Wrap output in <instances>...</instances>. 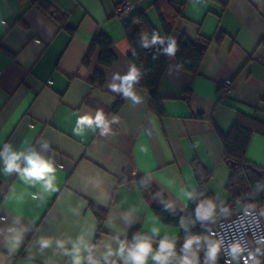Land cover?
Wrapping results in <instances>:
<instances>
[{
	"label": "crops",
	"instance_id": "1",
	"mask_svg": "<svg viewBox=\"0 0 264 264\" xmlns=\"http://www.w3.org/2000/svg\"><path fill=\"white\" fill-rule=\"evenodd\" d=\"M48 1L66 14L72 33L37 6L0 0V20L6 21V26H0V145L11 142L19 149L45 139L62 165L57 173L59 191L44 202L33 200L37 189L17 176L0 175V216L9 221L13 215L22 217L31 229L15 256L0 248V264H44L46 259L63 264L52 249L43 255L36 252V237L75 236L87 218L96 217L89 203L98 205L93 197L101 192L111 199L107 207L98 206L121 227H126L119 219L121 211L137 209V222L128 235L132 228L147 231L154 223L162 232L180 235L178 227L155 217L135 179L148 174L168 203L178 208L176 213H184L179 208H188L191 202L183 198L181 189L199 188L192 160L209 172L207 187L212 195L219 187L227 192L230 168L223 160L218 130H229L239 111L264 119V0H173L183 5L170 34L177 42L182 37H200L208 45L197 74L165 71L159 84L164 110L160 116L150 109L145 89L137 87L145 103L132 107L106 86L114 72L123 74L131 62L123 18L147 9L160 30L158 17L148 8L153 0H129L136 6L125 16L115 12L121 0ZM20 18L25 26L18 22ZM99 31L111 38L116 61L103 66L95 51L84 65ZM95 70L104 74L103 86L88 82ZM225 80L231 81L230 87L223 85ZM86 99L89 102L84 103ZM116 99L122 101L121 108L107 113L109 118L120 117V123L113 125L114 136L91 131L82 137L72 134L78 112L110 107ZM246 159L264 167V135L253 134ZM259 210L264 211V206ZM102 225L99 240L108 235ZM29 255L35 259L27 260Z\"/></svg>",
	"mask_w": 264,
	"mask_h": 264
},
{
	"label": "clouds",
	"instance_id": "2",
	"mask_svg": "<svg viewBox=\"0 0 264 264\" xmlns=\"http://www.w3.org/2000/svg\"><path fill=\"white\" fill-rule=\"evenodd\" d=\"M0 26H6V21L0 20ZM138 45L140 49L151 51L153 60L164 55L169 61H177L176 54L180 50L174 35L161 34L157 30L141 32ZM128 51L133 59L127 70L123 74L114 72L106 86L111 93L135 107L145 103L137 86L150 70L142 63L135 62L139 59L137 46L129 45ZM190 62L185 58L176 63H168L167 74L184 72L185 64ZM119 123V116L112 115L109 118L103 108L78 112L72 134L82 137L91 131L101 137H110L115 135L113 125ZM53 151L50 142L45 139H37L35 144L19 149L11 142H5L0 145V175L17 176L24 184L37 189L32 196L33 200L44 202L46 196L59 191L57 173L62 165H58L52 155ZM152 182L153 179L144 174L138 180L137 190L149 193L152 201L159 202L165 211L175 214L178 208L172 203H165L161 199L163 193L160 190L151 192ZM93 187L98 189L100 185ZM181 192L184 199L195 204L192 212L179 218L178 228L183 231V237L162 232L161 227L154 223L147 231H135L129 238L128 229L137 222L134 218L137 209L131 207L122 210L119 216L126 227H121L115 218H105L102 227L107 230L106 239L97 238L101 225L95 216H91L80 226L75 236L53 237L42 234L36 237L33 248L41 255L52 249L53 255L61 257L63 264H220L221 259L224 264H264V237L252 247L238 239L226 244L215 232L214 225L231 215V209L220 196H209L206 187L185 186ZM261 198H264V179H256L236 197L235 203L239 205L244 217H254L259 224L264 220V211H256L257 201ZM93 199L98 205L107 207L111 197L101 192ZM179 209L183 212L187 208ZM73 214L81 215L80 212ZM197 226L200 232L193 231ZM30 231L22 217L13 215L9 221L6 216H0V248L7 255L15 256ZM26 259L34 260L35 257L29 255ZM44 264H53V261L46 259Z\"/></svg>",
	"mask_w": 264,
	"mask_h": 264
},
{
	"label": "trees",
	"instance_id": "3",
	"mask_svg": "<svg viewBox=\"0 0 264 264\" xmlns=\"http://www.w3.org/2000/svg\"><path fill=\"white\" fill-rule=\"evenodd\" d=\"M21 2H27L29 5L37 6L39 9L48 13L52 16L55 21H57L61 27L67 28L70 33L74 29L66 24L67 16L66 14L60 12L54 5L48 0H19ZM182 3L173 0H153L148 8L156 14L159 21L160 30L156 28L154 23L149 17L147 9L138 11L128 18H123L122 28L124 36L129 45L137 46V51L139 52V59L135 62L137 64H143L145 68L149 69L148 75L142 79L139 86L145 89L150 97V109L153 110L157 115H163L164 110L162 107L163 97L159 91L160 81L167 70L168 63H176L181 59H189L191 62L185 64V70L190 72L192 75L198 73L202 60L205 56L208 41L201 39L200 37L196 39H191L189 37H182L179 42V51L176 54L177 61H169V59L160 55L157 60L152 59V52L149 50L140 49L138 45V38L141 32H151L157 30L161 34H170L174 27V20L182 13ZM18 22L25 26V23L20 18ZM113 43L111 38L102 31L94 34L87 54L83 59V64L88 65L90 58L95 51H98V61L103 66H111L116 61V54L112 48ZM128 57L132 61L131 53L129 52ZM88 82L92 85L103 86L105 82L104 74L100 70H95L93 74L88 78ZM89 102L88 99L84 103ZM94 106H97L93 103ZM122 106V101L116 99L112 106L103 108L105 113L118 112ZM102 108V107H97ZM253 134L264 135V119L253 113H246L239 111L237 112L236 118L232 123L229 130L222 132L218 130V135L224 149V162L230 168V176L225 184V189L229 194V198L226 205L231 209V214L235 211L240 210L238 204L235 203L237 196L241 192L246 191L250 183L254 182L256 179H264V167H260L246 159V151L250 144V140ZM192 170L194 172L195 179L200 187L207 188V194L213 196L207 187V182L209 179V172L202 166L198 160L191 161ZM144 175L138 176L135 181L138 186V180ZM125 178L126 174L121 178ZM1 187V183H0ZM159 189L152 183L151 192L155 193ZM145 202L151 208L155 217L164 225L178 227V221L181 215H187L188 212H192L195 208V204L190 202L187 210L184 213H170L163 209V206L157 202L152 201L149 193H145L142 189L140 190ZM161 192V191H160ZM163 193V192H161ZM161 199L165 203H168L166 196L163 193ZM90 208L94 211L98 223L102 225L107 210L100 207L92 202L89 203ZM264 206V198L257 201V208ZM97 232V238L99 239V232ZM140 229L135 227L130 230L129 238H131L132 233L139 231ZM194 232H200L199 226L193 229ZM184 233L180 230V237H183ZM182 243V240L180 241ZM179 246V245H178ZM220 264H224L223 260H220Z\"/></svg>",
	"mask_w": 264,
	"mask_h": 264
},
{
	"label": "built area",
	"instance_id": "4",
	"mask_svg": "<svg viewBox=\"0 0 264 264\" xmlns=\"http://www.w3.org/2000/svg\"><path fill=\"white\" fill-rule=\"evenodd\" d=\"M135 6L132 1L121 0L117 3L115 12L118 15L125 16L134 11ZM261 44L264 46V39H262ZM230 84V80L223 81L226 88L230 87ZM256 211L259 212V208L256 207ZM214 230L223 238L226 244L238 239L249 246L255 247L259 239L264 237V220L257 224L254 217H244L240 210H237L228 219H222L214 225Z\"/></svg>",
	"mask_w": 264,
	"mask_h": 264
},
{
	"label": "rangeland",
	"instance_id": "5",
	"mask_svg": "<svg viewBox=\"0 0 264 264\" xmlns=\"http://www.w3.org/2000/svg\"><path fill=\"white\" fill-rule=\"evenodd\" d=\"M216 192V195L220 196L225 203L227 202L228 198H229V194L227 192H225L224 190H222V188H215L214 189Z\"/></svg>",
	"mask_w": 264,
	"mask_h": 264
}]
</instances>
